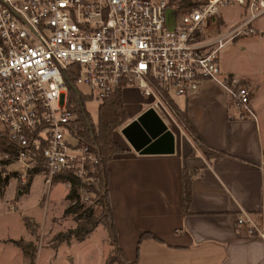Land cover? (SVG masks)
I'll use <instances>...</instances> for the list:
<instances>
[{"label": "built area", "instance_id": "built-area-1", "mask_svg": "<svg viewBox=\"0 0 264 264\" xmlns=\"http://www.w3.org/2000/svg\"><path fill=\"white\" fill-rule=\"evenodd\" d=\"M176 7L167 0H0V137L14 147L1 159L20 166V174L40 173L43 193L61 173L90 181L88 168L98 159L76 136L66 71L98 104L116 88L135 86L165 124H177L172 98L204 79L254 118L249 87L221 71L218 51L255 32L264 0H202L178 15ZM59 180L68 191L69 181ZM77 192L80 202L91 194ZM234 225L264 238V213L255 219L240 212Z\"/></svg>", "mask_w": 264, "mask_h": 264}, {"label": "crops", "instance_id": "crops-1", "mask_svg": "<svg viewBox=\"0 0 264 264\" xmlns=\"http://www.w3.org/2000/svg\"><path fill=\"white\" fill-rule=\"evenodd\" d=\"M255 29L261 38L264 21L255 24ZM221 71L233 73L229 69ZM243 78L251 81L250 76ZM258 87L257 83L253 84L250 92L254 118L235 106L224 89L208 79L186 94L172 98V103L186 113L203 142L224 152L222 156L208 159L196 150L179 125L165 124L154 112L144 114L149 109L138 88H121L128 120L112 133L122 152L107 164L106 186L116 241L127 261L134 264H264V238L246 236L234 225L235 216L240 212L250 213L255 219L264 213V119H261L264 99L256 97ZM138 117L141 120L123 134L122 129ZM150 121L161 122L173 134L172 153L140 154L134 150L139 146V132ZM183 167L191 176V199L185 214L181 206ZM29 181L25 189H16L15 193L21 194L14 200L19 210L22 196L28 193ZM43 195H48V191ZM24 218L21 220L26 229ZM97 230L108 239L106 230L98 224L79 242L92 237ZM143 232L155 238L138 241ZM6 240L11 243L18 239ZM62 253L68 254V251L61 250ZM66 258L70 259L69 254ZM22 259L25 258L22 256Z\"/></svg>", "mask_w": 264, "mask_h": 264}, {"label": "rangeland", "instance_id": "rangeland-1", "mask_svg": "<svg viewBox=\"0 0 264 264\" xmlns=\"http://www.w3.org/2000/svg\"><path fill=\"white\" fill-rule=\"evenodd\" d=\"M167 3L177 6L175 2L170 3L167 0ZM181 12L177 7L175 8L176 15ZM165 15L167 23L172 24L170 8L165 10ZM261 20L264 21V13L255 19L254 26ZM257 35L258 31L256 30L252 34L237 36L225 42L218 51V64L220 69L232 70L235 75L239 76L240 81L249 87L250 92L251 86L257 83L259 87L256 97L264 99V34L261 38ZM239 74L250 76L251 81L246 82ZM80 88L85 89L83 85H79ZM97 106L98 100H83V108L93 121L96 119ZM174 113L176 115V112ZM261 119H264V111ZM179 127L182 131L181 126ZM1 158L0 154V178L4 177V174L12 175H9L7 183L0 193V264H27V261L22 259L23 255L19 248L9 243L7 238L30 242L33 247V264H106L108 262L112 256V247L104 233H99L100 230L82 242L71 240L69 243H56L54 241L53 236L56 233L65 232L75 226L72 215L64 214L68 205L64 199L67 189L64 191L65 187L57 177L52 178L48 195H43L40 173L20 174L22 171L20 166L7 164V162L2 164ZM21 176H24L23 179L26 183L30 181L28 193L23 195L20 200L19 210L14 205V200H17L21 195L20 191L15 193L16 189L23 187ZM85 204L92 209L93 214L99 213L100 205L92 194L89 195ZM21 207L23 208L21 209ZM22 217L29 220L30 227L24 228ZM64 244H70V246L64 247ZM65 249L68 251L70 259L66 258L68 254L62 253L61 255V250Z\"/></svg>", "mask_w": 264, "mask_h": 264}, {"label": "trees", "instance_id": "trees-1", "mask_svg": "<svg viewBox=\"0 0 264 264\" xmlns=\"http://www.w3.org/2000/svg\"><path fill=\"white\" fill-rule=\"evenodd\" d=\"M170 3L175 2L178 10L185 11L202 0H168ZM66 77L68 83L73 84L67 87V107L74 115V126L76 128V136L79 141H83L89 144L95 149L97 155V162L88 168L89 182L82 183L70 172L61 173L58 178L68 180L70 188L66 192L64 199L68 202L67 207L64 210V214L72 215L75 226L65 232H58L53 236L54 241L70 242L71 240L81 241L90 231L93 230L98 224L102 225L107 233L109 244L112 247V256L106 264H134L131 261H127L123 252L119 248L116 241V230L112 220V214L107 197V164L113 158L114 155L121 153L122 148L112 139V133L117 128L121 127L127 120L128 114L124 108L123 101L121 99V88H116L104 97L97 106V115L95 121H93L88 113L83 108V100L87 99L86 95H83L75 86L76 73L66 71ZM171 106L176 112V122L181 126L182 131L190 139L193 146L198 150L205 158L219 157L224 155L222 151L214 150L208 147L190 121L187 119L186 113L178 109L173 103ZM14 147L5 138L0 137V154L4 152H12ZM192 152V151H191ZM5 160H1V163H5ZM12 175V174H9ZM9 175H5L0 178V193L7 183ZM190 181L191 176L185 167L181 170L180 182H181V206L182 213L187 212L190 199ZM21 189H25L27 183H22ZM81 188L93 195L95 200L100 205V211L98 214H93L92 209L88 207L85 202L79 201V195L77 189ZM74 201L73 204L71 202ZM25 226L28 228L31 223L24 218ZM155 238L148 232H143L139 235L138 241L144 238ZM13 245L21 250V253L27 264H33V247L30 242H25L22 239L11 240Z\"/></svg>", "mask_w": 264, "mask_h": 264}, {"label": "water", "instance_id": "water-1", "mask_svg": "<svg viewBox=\"0 0 264 264\" xmlns=\"http://www.w3.org/2000/svg\"><path fill=\"white\" fill-rule=\"evenodd\" d=\"M151 112V110H147L144 114ZM140 120L141 118L138 117L128 123L121 132L126 134L125 132ZM137 139L139 146L134 147V150L140 154H169L173 152V134L161 122L156 124V122L150 121L144 125V131L139 132Z\"/></svg>", "mask_w": 264, "mask_h": 264}]
</instances>
